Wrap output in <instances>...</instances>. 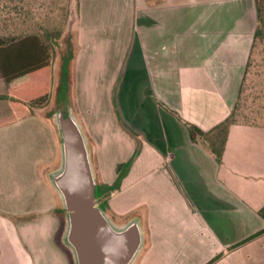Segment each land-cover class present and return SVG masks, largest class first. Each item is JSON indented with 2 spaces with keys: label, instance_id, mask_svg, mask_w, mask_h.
I'll return each instance as SVG.
<instances>
[{
  "label": "crops",
  "instance_id": "0c3cea01",
  "mask_svg": "<svg viewBox=\"0 0 264 264\" xmlns=\"http://www.w3.org/2000/svg\"><path fill=\"white\" fill-rule=\"evenodd\" d=\"M73 16L58 118L0 98V141L15 132L12 155L0 142V264H63L52 178L64 161L70 204V130L98 215L131 239L122 264H264V126L232 123L218 161L187 125L211 135L232 113L256 0H78ZM48 62L0 72V95L30 102Z\"/></svg>",
  "mask_w": 264,
  "mask_h": 264
},
{
  "label": "rangeland",
  "instance_id": "374dc122",
  "mask_svg": "<svg viewBox=\"0 0 264 264\" xmlns=\"http://www.w3.org/2000/svg\"><path fill=\"white\" fill-rule=\"evenodd\" d=\"M0 1L2 5L5 4L13 7L10 13H8V8L2 7L3 11L0 12V37L20 38L25 35L36 34L49 45L51 51L50 60L47 66H45L50 79L45 84L43 91H41L40 84H37L31 89L30 94L38 95L35 98H31L30 102H27L18 97L12 91V85H10L9 91L5 90V94L0 95V98L5 99L11 108L14 103H21L27 106L30 104L32 108L48 106L44 113L47 115L54 113V117L58 118L56 103L53 100L54 98L56 99L54 96H56L57 92H63L67 88L69 63L74 52L70 27L72 16L78 10V0ZM257 1L264 11V0ZM258 28L260 32L259 34H255L245 74L232 112L235 122L254 123L264 126V21H260L259 16ZM59 32H61L60 37H58ZM62 74L64 75L62 85L56 88L55 82L58 76ZM57 89L58 91H55ZM61 98L62 96H60L59 100ZM56 126L59 127L60 124ZM13 138H15V132L14 130H10L4 134L0 141L3 150H7V155H12L13 153L11 151ZM208 139L219 146L222 139L220 131L212 133L208 136ZM73 151L74 147H72ZM63 165L64 161L59 160L57 162L56 168L53 171L54 177L52 178L59 197V204L56 206L54 212L58 215L60 221L58 235L63 249V264H82L80 245L77 246V249H74L72 246L74 237L76 238V222L73 210L71 203L67 204L65 202L63 198L64 190L62 186L60 187L59 180L63 179L61 178L64 171Z\"/></svg>",
  "mask_w": 264,
  "mask_h": 264
},
{
  "label": "water",
  "instance_id": "95a60500",
  "mask_svg": "<svg viewBox=\"0 0 264 264\" xmlns=\"http://www.w3.org/2000/svg\"><path fill=\"white\" fill-rule=\"evenodd\" d=\"M74 147L72 167L65 187L76 222V239L81 248L82 264H122L130 252L131 239L117 240L108 231L92 201L80 147L69 132Z\"/></svg>",
  "mask_w": 264,
  "mask_h": 264
},
{
  "label": "trees",
  "instance_id": "16d2710c",
  "mask_svg": "<svg viewBox=\"0 0 264 264\" xmlns=\"http://www.w3.org/2000/svg\"><path fill=\"white\" fill-rule=\"evenodd\" d=\"M256 2H258L256 0ZM258 16L260 21H264L263 7L257 3ZM8 8V13L13 10L10 5H2L0 1V12L3 8ZM260 29L258 28L257 33L259 34ZM61 36V32L58 33V37ZM51 51L49 45L38 35L29 34L20 38L14 37H0V72L4 77H9L13 74L23 72L35 66L44 64L50 60ZM67 89V88H66ZM66 91V90H65ZM65 91L61 93H65ZM233 112L221 122L212 132L220 131L222 136L220 145L212 142L208 139L209 132H204L194 124L187 123L191 137L196 142H209L212 153L216 156L218 161H222L223 149L227 138V133L230 125L234 123ZM260 215L264 218V207L260 210ZM264 229L253 235L255 237L262 234ZM222 254L217 255L210 263L218 260Z\"/></svg>",
  "mask_w": 264,
  "mask_h": 264
}]
</instances>
